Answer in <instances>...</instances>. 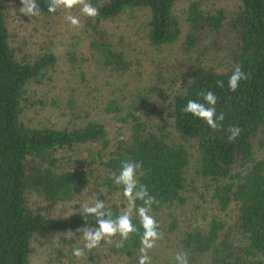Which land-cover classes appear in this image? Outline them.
<instances>
[{
    "label": "trees",
    "instance_id": "trees-1",
    "mask_svg": "<svg viewBox=\"0 0 264 264\" xmlns=\"http://www.w3.org/2000/svg\"><path fill=\"white\" fill-rule=\"evenodd\" d=\"M235 1L230 16L207 9L204 0H89L99 10L95 18L73 8L83 24L79 49L92 52L91 62L80 65L70 51L82 84L50 85L51 105L67 118L57 125L23 114L28 103H45L30 101L29 88L55 80L60 55L19 54L9 19L13 11L23 15L21 2L0 0V264H32L33 242L43 233L81 241L65 249L76 260L73 248L85 244L77 230L94 227L95 218L83 212L52 218L42 203L71 202L90 189L115 218L128 205L112 177L128 159L142 162L138 181L158 201L151 215L162 238L150 250L152 264H177L179 252L189 264H264V0ZM37 3L42 15L25 20L46 25L61 13H48L49 0ZM148 47H176L178 54L152 60ZM215 52L226 53L224 60L206 58ZM237 65L249 79L232 92L228 79ZM209 90L225 116L217 130L183 112L189 99L203 103L198 93ZM233 125L241 133L230 142ZM132 219L138 233L101 241L79 262L136 264L143 229Z\"/></svg>",
    "mask_w": 264,
    "mask_h": 264
},
{
    "label": "rangeland",
    "instance_id": "rangeland-1",
    "mask_svg": "<svg viewBox=\"0 0 264 264\" xmlns=\"http://www.w3.org/2000/svg\"><path fill=\"white\" fill-rule=\"evenodd\" d=\"M11 1L16 2L17 0ZM203 5H205L207 9L213 11L222 8L230 16L236 6V1L204 0ZM12 14L14 15V11L12 12ZM67 14L69 13L66 10L62 9L59 15H55L50 18V22L47 20L46 25H43V20L38 21L37 19H31V21H27L25 20V18H23L24 15H16L15 17H13L12 15V17H10L9 19V26L11 28L13 40L20 42L19 45H16V43L14 42V45L21 49H18L19 54L23 55V53L32 52H35L37 54L42 52L43 50L50 49L60 55V62L57 71L53 72L52 74L55 80L53 82H49L48 79H45L43 81V84L46 85H40L36 83L30 85V93L28 95L29 100L33 101L42 99L45 103H39L35 105L28 103V106L24 110L23 114V118L26 121L31 119L37 123H45L50 120L53 122H49L50 124L57 125H59L62 120L66 121L67 118L63 116V111L61 113V109L59 107H54L51 105L52 98L55 96V89L50 85H53V83H67L68 80L76 85L82 84L79 80V68H72L71 60L68 56V53L70 51L77 53L79 57L78 63H80V65L86 66L91 62V60L88 59H90L92 52L90 51L85 54V52L79 49L82 43V38L80 39L79 37L84 36V32H82V21L80 20L81 27H73L65 19V16ZM70 14L77 16L78 18L80 17L78 10H71ZM113 26H116V24H114ZM26 40L28 42V45L26 43ZM147 51L148 55L151 57L150 59L152 60L160 59L164 61H171L173 59V55L178 54V49L176 47H169L165 49H155L153 47H148ZM225 54L226 53L217 52L208 53V56H206V58L209 57L208 59L210 60L212 59L211 57H213L217 61H222L224 60ZM141 57L145 56L141 55ZM146 64H148V62H146ZM149 64H151V61H149ZM70 68L74 69V75L73 72L70 71ZM51 72L49 74H51ZM115 78L112 80H117ZM173 94L174 92H172L171 90L167 91V95ZM94 96H96L95 101L101 99L100 93L98 92H95ZM166 101H168V99ZM164 118H166L168 122L170 121L167 112H164L163 119ZM96 198L98 197L96 196L95 191L87 189L79 193L77 198L71 202H43L42 209L47 216H50L52 218H63L76 212H82L81 204L85 201L91 204L92 201ZM202 218L203 217H199V220L197 221H201ZM72 238L73 237L66 233H43L39 235L33 242L32 264H82L81 262H79L81 258L76 257L75 260V258L70 257V254L69 256H66V253H69L67 251L69 247H76L81 243V241L79 243H71L70 241H68ZM61 248L64 250L62 251L63 256L61 263H59L57 262V251Z\"/></svg>",
    "mask_w": 264,
    "mask_h": 264
},
{
    "label": "clouds",
    "instance_id": "clouds-1",
    "mask_svg": "<svg viewBox=\"0 0 264 264\" xmlns=\"http://www.w3.org/2000/svg\"><path fill=\"white\" fill-rule=\"evenodd\" d=\"M22 7L20 12L24 16H40L42 12L38 7L37 0H20ZM79 6L83 15L95 18L99 14L97 7L93 6L89 0H49L47 5L48 13H54L58 9H64L69 14L65 19L73 27H81V21L77 16L71 15L73 8ZM249 79V74L244 72L237 65L234 67L232 74L228 79V89L235 92L240 87L241 81ZM219 88L224 87L223 81H217ZM198 96L203 100V103L196 99H189L183 108V112L191 114L194 117L203 120L209 128L217 130L224 121V114L217 113L216 104L218 97L212 91H201ZM228 140L235 141L241 129L237 125L228 128ZM142 169V162H137L131 159L121 162L118 174H114L112 179L115 185L121 186L123 196L127 200V208L119 215L113 218L111 209L106 208L103 200L94 199L92 203L85 201L81 204L82 212L87 216H93L96 224L94 227H83L77 231L83 233L85 241L83 248H73V255L81 258L85 255V249L91 251L100 246L101 241L111 242V238L119 235L121 240H127L129 237L138 233L139 229L133 224V214L139 218L140 228L143 229L140 235V247L136 264H152V258L149 255L150 250L156 247V242L162 238V233L158 231L159 224L156 218L151 215V206L158 203L156 198L149 194L146 185L140 184L137 178L138 171ZM142 201L140 206H137L136 201ZM177 264H189L187 253L179 252L175 256Z\"/></svg>",
    "mask_w": 264,
    "mask_h": 264
}]
</instances>
